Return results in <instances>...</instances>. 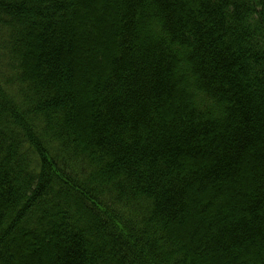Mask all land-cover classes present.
Masks as SVG:
<instances>
[{
    "label": "trees",
    "instance_id": "16d2710c",
    "mask_svg": "<svg viewBox=\"0 0 264 264\" xmlns=\"http://www.w3.org/2000/svg\"><path fill=\"white\" fill-rule=\"evenodd\" d=\"M0 264H264V0H0Z\"/></svg>",
    "mask_w": 264,
    "mask_h": 264
}]
</instances>
